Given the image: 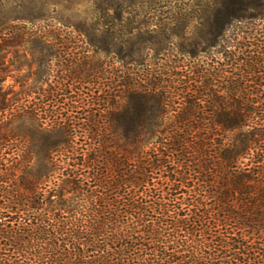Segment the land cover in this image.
<instances>
[{
  "label": "trees",
  "instance_id": "trees-1",
  "mask_svg": "<svg viewBox=\"0 0 264 264\" xmlns=\"http://www.w3.org/2000/svg\"><path fill=\"white\" fill-rule=\"evenodd\" d=\"M41 17L0 18V264H264V0H197L219 68L142 76Z\"/></svg>",
  "mask_w": 264,
  "mask_h": 264
},
{
  "label": "rangeland",
  "instance_id": "rangeland-1",
  "mask_svg": "<svg viewBox=\"0 0 264 264\" xmlns=\"http://www.w3.org/2000/svg\"><path fill=\"white\" fill-rule=\"evenodd\" d=\"M196 4L197 0H0V18L31 20L42 14L52 24L71 25V29L103 24L107 34L94 33V37H120L134 45L127 67L134 76L163 64H180L190 71L219 68L214 47L193 34ZM127 51L128 46L123 47ZM102 56L112 59V54ZM15 80L12 73L5 84L18 89ZM48 134L55 139V132Z\"/></svg>",
  "mask_w": 264,
  "mask_h": 264
}]
</instances>
